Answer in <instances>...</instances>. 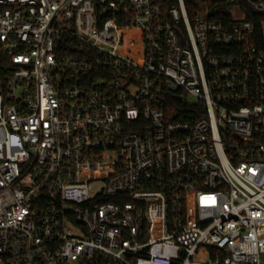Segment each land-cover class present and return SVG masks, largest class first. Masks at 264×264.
Instances as JSON below:
<instances>
[{
  "label": "built area",
  "instance_id": "1",
  "mask_svg": "<svg viewBox=\"0 0 264 264\" xmlns=\"http://www.w3.org/2000/svg\"><path fill=\"white\" fill-rule=\"evenodd\" d=\"M0 81V264H264V0H0Z\"/></svg>",
  "mask_w": 264,
  "mask_h": 264
},
{
  "label": "trees",
  "instance_id": "2",
  "mask_svg": "<svg viewBox=\"0 0 264 264\" xmlns=\"http://www.w3.org/2000/svg\"><path fill=\"white\" fill-rule=\"evenodd\" d=\"M0 83H1V85H3V82H1L0 81ZM174 99V98H173ZM176 100H172V102L170 103V105H174V104H176V102H175ZM179 101H177V103H178ZM179 104H180V102H179ZM181 105V104H180Z\"/></svg>",
  "mask_w": 264,
  "mask_h": 264
}]
</instances>
